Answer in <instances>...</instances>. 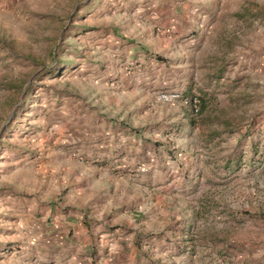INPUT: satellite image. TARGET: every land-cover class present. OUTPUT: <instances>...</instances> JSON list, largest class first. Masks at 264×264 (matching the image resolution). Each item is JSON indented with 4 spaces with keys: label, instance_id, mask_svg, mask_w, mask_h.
I'll use <instances>...</instances> for the list:
<instances>
[{
    "label": "rangeland",
    "instance_id": "1",
    "mask_svg": "<svg viewBox=\"0 0 264 264\" xmlns=\"http://www.w3.org/2000/svg\"><path fill=\"white\" fill-rule=\"evenodd\" d=\"M122 141L138 264H264V0H0V264H82Z\"/></svg>",
    "mask_w": 264,
    "mask_h": 264
},
{
    "label": "crops",
    "instance_id": "2",
    "mask_svg": "<svg viewBox=\"0 0 264 264\" xmlns=\"http://www.w3.org/2000/svg\"><path fill=\"white\" fill-rule=\"evenodd\" d=\"M119 135L124 140L126 133L122 132ZM127 146L128 144L122 141L110 151L109 156L113 157V160L109 166L114 171L113 180H115L116 186L113 195H108L109 192H106L102 200L105 203L102 202L101 205L96 206V212L91 211V206H87L88 203L84 202L80 206L81 208H78L81 209V214L78 212H61L58 215L59 223L64 225L67 231L69 230V234L76 231V239H72L74 242L70 247L75 245L76 250L83 252V257L77 259V261L81 260L82 264H98L94 259L98 247H100L99 250L108 248L112 252L111 254L115 256L112 264H138L142 254L141 250L145 248L154 250L157 247V245L151 247L155 241L154 237L145 240V235L149 232H147L146 223L143 221L146 218L143 210L128 215L132 209L128 202L130 191L128 187L124 189L121 184L126 180L139 181L142 179L139 177L130 178L128 172L131 171L132 160L129 154L130 149ZM142 181L144 184L145 180ZM141 217L143 219H140ZM154 233H156L154 235L157 238L156 236L161 234V231ZM161 237H163L162 234ZM163 241L162 243H164ZM146 243L148 246H145Z\"/></svg>",
    "mask_w": 264,
    "mask_h": 264
},
{
    "label": "built area",
    "instance_id": "3",
    "mask_svg": "<svg viewBox=\"0 0 264 264\" xmlns=\"http://www.w3.org/2000/svg\"><path fill=\"white\" fill-rule=\"evenodd\" d=\"M162 99H163L164 101H168V100H169L168 96H162ZM143 171H144V170H143Z\"/></svg>",
    "mask_w": 264,
    "mask_h": 264
}]
</instances>
